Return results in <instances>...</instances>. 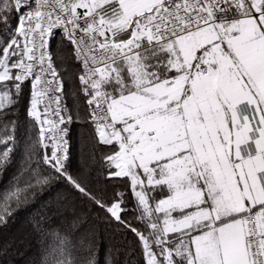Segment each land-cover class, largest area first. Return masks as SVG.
<instances>
[{"label":"snow or ice","instance_id":"obj_1","mask_svg":"<svg viewBox=\"0 0 264 264\" xmlns=\"http://www.w3.org/2000/svg\"><path fill=\"white\" fill-rule=\"evenodd\" d=\"M55 29L81 65L96 146H110L75 176L79 112L48 51ZM28 83L35 138L0 194V223L62 178L140 244L102 257L96 225L74 217L44 232L41 264H264V0H0V172Z\"/></svg>","mask_w":264,"mask_h":264},{"label":"trees","instance_id":"obj_2","mask_svg":"<svg viewBox=\"0 0 264 264\" xmlns=\"http://www.w3.org/2000/svg\"><path fill=\"white\" fill-rule=\"evenodd\" d=\"M54 66L61 76L65 86L63 100L72 108L73 114L79 112V119L69 125V159L66 167L70 174L76 175L82 163L88 159L89 154L96 148V158L107 154L109 147L96 146V138L92 125L88 122L89 108L83 94L79 91L81 85L78 76L81 65L75 60L74 48L67 41L63 33H59L50 45ZM30 99V83L25 88L23 99L16 108L19 129L12 160L0 172V194L9 190L14 184L13 177L24 166L26 159L25 149L29 131L35 138V129L29 128L31 120L27 117L26 110ZM35 159V158H34ZM93 175L95 173L93 172ZM126 179V178H125ZM94 188V182H93ZM125 190L123 183L117 185ZM95 190V189H94ZM112 187L109 186V194ZM131 194L129 193V208L132 207ZM84 216L96 225L99 235L101 256L104 248L112 246L119 249H133L134 255L140 253V244L133 233L122 225L109 223L102 212L86 199L82 198L77 190L73 189L64 179H57L28 195L26 202L19 207L14 206L12 214L6 217L5 223H0V264H41L42 254L49 242L54 243L50 235L44 232L53 227L63 226L65 229L74 217ZM129 223L137 225L135 214L129 212L125 217ZM123 260V252L120 257ZM140 264H143L142 258Z\"/></svg>","mask_w":264,"mask_h":264},{"label":"built area","instance_id":"obj_3","mask_svg":"<svg viewBox=\"0 0 264 264\" xmlns=\"http://www.w3.org/2000/svg\"><path fill=\"white\" fill-rule=\"evenodd\" d=\"M55 31V35L53 36V37H50L49 38V46H48V51L50 52V45H51V41L53 40V38H55L60 32L61 33H63L60 29H55L54 30ZM70 43V42H69ZM73 46V45H72ZM73 48H74V46H73ZM55 67V66H54ZM53 107H54V105H53Z\"/></svg>","mask_w":264,"mask_h":264}]
</instances>
